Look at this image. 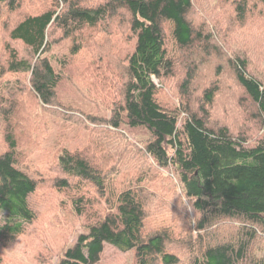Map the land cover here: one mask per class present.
Here are the masks:
<instances>
[{"label":"trees","instance_id":"1","mask_svg":"<svg viewBox=\"0 0 264 264\" xmlns=\"http://www.w3.org/2000/svg\"><path fill=\"white\" fill-rule=\"evenodd\" d=\"M196 4L0 0V264H6L1 249L14 244L38 219L31 198L42 181L20 165V147H25L27 130L37 134L35 121L43 116L28 100L56 106L59 86L70 77L69 67L79 64L86 42L99 29L114 35L113 24L118 31L127 27L131 50L114 54L115 62L111 55H102L109 52L104 50L75 73L81 77L76 82L84 79L105 99L110 116L89 113L69 101L60 106L63 121L80 127L92 123L95 133L110 124L113 130H102L106 136L92 147L114 144L108 136L134 147L119 131L123 126L148 131L150 139L128 169L150 157L160 169L175 171L178 186L172 181L161 194L171 195L176 205H161L163 196L150 198L151 193L133 183L118 193L105 189L106 178L116 174L114 166L103 168L109 159L100 161V150L75 149L70 141L71 148L63 147L53 163L52 190L76 193L92 184L98 200L109 201V210L94 217L88 215L95 204L91 198L72 199L68 211L89 222L64 230L67 241L55 248L54 257L52 247L49 254L57 264H103L109 246L131 256L134 264H264V256L256 257L252 245L258 237L264 240V138L248 146L244 135L234 137L230 126L211 118L221 108L228 81L220 77H231L230 84L244 93L264 127V69H257L251 58L253 47L264 50V0H224L216 12L206 11L208 18ZM248 24L253 28H246ZM65 43L68 50L60 48ZM197 77L212 81L199 108L191 84ZM174 78L177 105L163 90L170 89L167 84ZM59 133L65 135L61 129ZM121 151L124 155L123 147ZM149 199L157 202L154 211ZM221 221L225 227L235 221L242 228L225 240ZM50 262L45 259L43 264Z\"/></svg>","mask_w":264,"mask_h":264},{"label":"rangeland","instance_id":"2","mask_svg":"<svg viewBox=\"0 0 264 264\" xmlns=\"http://www.w3.org/2000/svg\"><path fill=\"white\" fill-rule=\"evenodd\" d=\"M224 0H197L196 8L204 16L207 17V12H216L223 6ZM215 3V4H214ZM209 21V19H208ZM127 27H123L118 31L117 25L113 24L110 28L115 30L114 35H108L103 29L95 31L91 41H87L83 55L79 58V64L70 66L67 70L70 77H65L64 81L60 84L58 89V95L56 100V106L46 107L41 103L36 104L33 98L28 101L35 111L39 112L43 119H36L38 126L37 134L31 133L28 130L25 135L28 136L25 141V147H20V161L21 166L28 171L32 176L42 181L38 192L31 198L34 204V208L38 214L36 222L29 226L25 234L22 235L14 244L5 249H1L3 260L6 264H43L44 260H50L49 264H57L55 255V248L60 247L61 244L67 241V237L62 233L67 228L73 226L74 230L80 228L83 222L88 223L89 220L85 217L78 218L68 211L72 199L81 195L89 200L92 199L94 204L93 211L90 210L91 216L102 217L103 212H108L109 201L98 200L96 196L97 189L90 184L89 186L78 189L76 193L66 192L61 194L52 190V180L54 177L53 163L57 161L63 147H70L68 144L70 141L75 149H97L101 152L100 161L104 158H108L109 161L103 165L105 170H108L114 166L116 174L109 176L105 180V189L112 193H118L120 190L127 189L130 183L134 185L143 186L144 189L151 193L150 198L160 195L161 205L173 206L176 205L173 197L169 194H161L166 190L167 185H171L172 181L174 186H178V177L175 171H165L160 169L155 161L150 157H145V161H138L136 167L130 171L128 168L131 162L134 161L137 156L138 150H144V145L150 139V133L145 129L137 128L131 129L128 126H123L119 129L121 133L127 136L134 145L132 147L129 142L121 141L122 139L114 136H108L111 141H107L102 145L92 147L95 141H100L105 133L104 129H112L110 124H106L98 132H93L92 123L89 127H80L75 124H68L64 122L62 115V108L60 106L68 104L69 101L76 104L80 109H84L89 113H95L102 116H110L111 108L105 103L98 92L94 88L85 82L84 79H77L81 77H75V73L78 70H82L87 67V62H93L100 52L104 50L109 51L102 55H111L114 57L112 60L115 62V55H124L131 50L133 45L130 39H127ZM246 28H253L251 24H248ZM109 39H107V37ZM69 43L63 44L60 48L68 50ZM219 46H223L219 43ZM88 50V51H87ZM239 51V50H238ZM236 51V52H238ZM252 62H254L257 69H264V50L258 47H253L251 52ZM211 62L215 61L211 59ZM78 65V66H77ZM213 72V71H211ZM210 77L202 79L197 77L193 81V98L196 103L199 102L198 108L201 107V103L204 98V91L212 86ZM225 81L226 85L221 93L220 109H216L212 113V121L220 122L228 125L234 130V137L244 135V140L249 141L248 146L258 139L264 138V127L259 123L258 117H255L256 111L248 103V99L244 93L230 84L231 77H220ZM264 80V77H261ZM24 79L29 82V77ZM158 83V80L155 79ZM203 81V82H202ZM178 79L174 78L167 86L170 89L163 88L170 101L177 105L176 85ZM231 86V87H229ZM166 98V97H165ZM35 113V112H34ZM109 115V116H108ZM29 116V115H28ZM37 117V116H36ZM29 119L31 117L29 116ZM110 120V119H109ZM108 120V121H109ZM22 128V126H20ZM59 129L66 135L59 133ZM22 131V129H21ZM55 131L58 132L59 138L56 137ZM72 131H79V135L74 137ZM2 126L0 125V150L4 149V139L1 135ZM21 133V132H20ZM28 133V134H27ZM100 136V138H98ZM124 148V155H122L121 148ZM177 183V184H176ZM175 194H179L178 187L174 188ZM165 193V192H164ZM149 210L154 211L156 207V200L149 199ZM98 201H103L98 204ZM90 202V201H89ZM98 217V218H99ZM192 219L195 217L191 215ZM72 220V222H71ZM178 219H176L177 221ZM73 224V225H72ZM223 227L222 237H226L225 240H232L230 233L237 232L239 228H242L241 224L233 221L230 227H225L223 222L219 223ZM197 233H195L196 235ZM221 237V238H222ZM74 236L71 235L70 241ZM263 238V237H262ZM258 237L254 239L253 249L256 257L264 256V240ZM263 244V245H262ZM53 251V257L49 254V249ZM185 253L188 254L187 250ZM103 264H134L131 256H127L124 252L118 251L113 247H107L106 254L104 256ZM189 264V263H188Z\"/></svg>","mask_w":264,"mask_h":264}]
</instances>
